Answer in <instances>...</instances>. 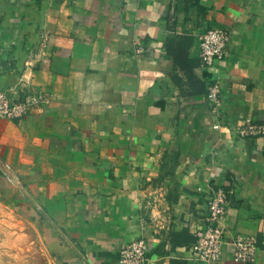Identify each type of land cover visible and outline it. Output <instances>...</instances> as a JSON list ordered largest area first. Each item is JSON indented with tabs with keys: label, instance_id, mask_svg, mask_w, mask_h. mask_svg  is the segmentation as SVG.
I'll return each mask as SVG.
<instances>
[{
	"label": "crops",
	"instance_id": "1",
	"mask_svg": "<svg viewBox=\"0 0 264 264\" xmlns=\"http://www.w3.org/2000/svg\"><path fill=\"white\" fill-rule=\"evenodd\" d=\"M209 27L232 38L205 65ZM22 80L50 99L0 120V264H120L140 236L147 264H208L191 247L216 185L227 235L261 247L209 264H264V136L235 130L264 120V0H0V90Z\"/></svg>",
	"mask_w": 264,
	"mask_h": 264
},
{
	"label": "built area",
	"instance_id": "2",
	"mask_svg": "<svg viewBox=\"0 0 264 264\" xmlns=\"http://www.w3.org/2000/svg\"><path fill=\"white\" fill-rule=\"evenodd\" d=\"M232 38L230 30L221 27H209L199 37L200 58L205 65H212L217 59H223ZM26 86L24 80L21 81ZM10 87L0 90V120L3 118H21L36 108L48 104L50 95L42 89L33 87ZM207 96L214 111L218 112L223 104V86L219 79L207 81ZM214 127L218 128L219 124ZM236 134L242 138L264 136V120L248 119L235 127ZM9 164L4 165V172L10 178ZM231 188L216 185L211 188L207 201L205 225L196 232V240L192 244L193 259L201 263H215L225 254L227 248L232 256L240 261H255L260 251L257 235L236 233L227 235L224 218L230 205ZM149 261V245L144 236L124 244L120 248V264H147Z\"/></svg>",
	"mask_w": 264,
	"mask_h": 264
}]
</instances>
